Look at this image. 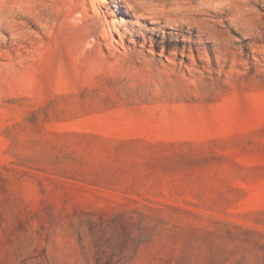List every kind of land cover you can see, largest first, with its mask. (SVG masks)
I'll use <instances>...</instances> for the list:
<instances>
[{
    "label": "rangeland",
    "instance_id": "rangeland-1",
    "mask_svg": "<svg viewBox=\"0 0 264 264\" xmlns=\"http://www.w3.org/2000/svg\"><path fill=\"white\" fill-rule=\"evenodd\" d=\"M0 264H264V0H0Z\"/></svg>",
    "mask_w": 264,
    "mask_h": 264
},
{
    "label": "bare ground",
    "instance_id": "bare-ground-1",
    "mask_svg": "<svg viewBox=\"0 0 264 264\" xmlns=\"http://www.w3.org/2000/svg\"><path fill=\"white\" fill-rule=\"evenodd\" d=\"M130 1H131V2H133L134 0H130ZM130 6H134V4H133V3H131V4H130Z\"/></svg>",
    "mask_w": 264,
    "mask_h": 264
}]
</instances>
